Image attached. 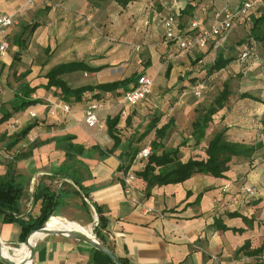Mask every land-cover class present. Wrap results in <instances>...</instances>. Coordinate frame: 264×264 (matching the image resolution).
I'll return each instance as SVG.
<instances>
[{"label": "crops", "instance_id": "0c3cea01", "mask_svg": "<svg viewBox=\"0 0 264 264\" xmlns=\"http://www.w3.org/2000/svg\"><path fill=\"white\" fill-rule=\"evenodd\" d=\"M241 2L132 0L122 6L116 0H36L34 6L28 7L26 0H0V13L17 17L7 31L8 53L0 57V106L5 103L10 108L14 97L8 83L14 87L19 84L11 78V65L19 51L21 61L17 68L19 72H29L25 81L37 88L33 97L41 99L0 124V179L9 177L12 164L11 176L24 186L21 215L28 218L40 213L42 200H35L34 194L39 186H47L60 194L52 217L60 219L69 230L85 233L92 230L95 234L99 227L94 224L97 217L107 246L127 264L263 262L264 250L250 253L264 244V77L258 74L263 69L259 68L262 66L259 60L237 59L239 42L248 29L236 27L225 47L218 51L212 48V40L207 47L192 53L181 49L178 42L165 41L164 17L170 9L180 11L179 26L188 30L193 21L200 28L209 27L216 13L224 8L235 10ZM188 4L192 9L185 13ZM30 31L29 38L23 41ZM24 42L26 47L21 50ZM219 53L236 59L210 74ZM70 63L87 67L61 75L73 88L111 83L137 73L153 79L152 93L139 104L128 106L122 90H96L70 103L71 111L63 113L57 108L64 101L58 96L59 89L46 88L47 73ZM207 74L209 79L200 82ZM234 78L239 87H233L229 102L213 116L205 137L197 143L193 137L194 121L210 106L225 82L233 85ZM198 83L204 91L200 97L192 88ZM243 92L262 102L240 98ZM90 96L93 101L105 103L97 110L98 122L94 126L86 122ZM55 109L59 112L53 113ZM124 110L126 117L121 116ZM117 115L122 142L109 153L115 140L109 133L107 120ZM156 116L161 118L159 127L172 123L164 139L166 149L179 147L183 161L206 157L208 142L224 128L230 140L261 142L263 146L251 161L234 157L224 177L197 173L181 183L155 186L150 194L146 182L137 177L133 187L136 204L124 192L119 167L122 160H129L123 151L129 150L131 140L133 147L151 145L155 131L143 143L137 141ZM32 123L36 126L29 135L9 148L15 134ZM65 146L70 148V155ZM80 146L84 150L78 154ZM145 163V159L136 161L131 167L136 172ZM245 184L255 185L257 194H244ZM236 211L253 219V226L248 227L240 216L227 214ZM217 217L230 229L219 230L214 224ZM57 223L55 219L49 228L59 229ZM234 227L244 231L236 232L231 229ZM22 231L19 222L0 221V239L4 247L22 257L17 262L112 264L88 243L58 234H42L37 238L34 255L28 261L29 250L21 241ZM246 241L250 247L240 250ZM0 264L8 263L0 258Z\"/></svg>", "mask_w": 264, "mask_h": 264}, {"label": "trees", "instance_id": "16d2710c", "mask_svg": "<svg viewBox=\"0 0 264 264\" xmlns=\"http://www.w3.org/2000/svg\"><path fill=\"white\" fill-rule=\"evenodd\" d=\"M116 1H118L122 6H126L132 0ZM244 1L247 0H242L240 6L243 4ZM191 9L192 6L188 4L187 8L183 12L189 13ZM175 13L176 31L179 34L184 35L188 32H197L202 29L200 27L192 29V26H190L191 28L188 30L181 29V27L179 26L180 11H176ZM248 17L249 20L247 22H244L239 25L245 26L248 29V34L244 39L240 40L239 42L240 53L237 59H241L242 53L245 51H250V49L252 48L253 52L257 53L258 59H251V61H257L260 59L261 50L264 51V0L260 3L253 5V7L250 8ZM236 27H234L233 30ZM31 33L32 31H30L28 35H26V38L23 41L28 39ZM227 41L228 39L226 40L224 46L219 49H215L214 41H212V48L215 51H218L225 47ZM25 47L26 43L24 42L21 45V50ZM193 51L189 53H192ZM20 55L21 51H19V54L15 57V62L11 65L13 67L11 72V78L13 79V81L17 83L19 82V84L17 87H14L13 84L8 81L9 86L14 90V97L10 101V108H8L5 103L1 104L0 124L9 120L15 113L21 112L26 108L30 107L31 105H35L41 102V99L33 97V94L36 92L37 88L32 87L27 81H25V78L27 77L29 72L27 70L19 72V69L17 68V65L21 61ZM234 59H236V56L225 57L223 53H219L209 70L210 74L214 71H218L225 68ZM77 68L87 69V67L81 63L62 64L54 67L47 73L49 81L46 85V88L50 89L53 86L58 88V96L62 100L70 104L75 101H80L85 94L93 93V91L96 90L110 92L122 90L124 94L125 92L133 89L137 85L139 77L142 76L141 74L135 73L123 80L114 81L111 83H104L95 86L85 85L73 88L67 84V82L61 77V75L63 74V72L75 70ZM210 74H207L206 77H204L200 82H204L206 79L208 80ZM232 94L233 90L229 82H225L223 85V89L216 95L210 106L207 109H204L202 113L198 114L196 120L193 123V137L196 139L197 143L205 137L206 130L210 122L213 120V116L227 105ZM87 98L91 99L89 102L93 101L92 96ZM240 98H252L254 100L262 102L260 98L248 92L241 93ZM160 120L161 118L158 116L153 118L146 126L145 131L140 135V137H138L137 141L138 143H143V140L151 132L155 131V138L150 143L151 155L147 159H145L146 163L144 167L135 172L138 178H141L143 181L146 182L147 194H150L151 189L155 186L181 183L197 173L210 174L215 177H224L225 173L230 169V162L233 160L234 157L251 161L253 160L255 153L263 146V143L261 142L255 144H247L244 142L230 140L226 135L227 128H224L222 130H219L208 142V145L205 150L206 157L189 158L188 160L183 161L180 157L179 147L170 150L166 149V142L164 141V139L166 138L167 132L171 128L172 123L168 122L163 126L159 127L158 124ZM119 121L120 115H117L113 118H109L107 120L109 133L115 140L113 148L108 151L109 153L114 152L121 145L122 142V137L120 136L117 129ZM35 126L36 123H32L23 127L19 132L15 134L14 140L8 145V147L10 148L22 139L26 138L29 133L35 128ZM69 138L70 137H67L66 139ZM133 142L134 140H131L128 143L129 150L123 151V154H126L129 160H122V163L119 167L120 172L121 170L130 168L137 153L142 148H144V145H138L136 147H133ZM65 149L67 151V154L70 155V148L68 146H65ZM77 150L78 154H81L84 149L82 146H80ZM11 171L12 164L9 166V177L0 179V221L4 223L19 222L22 225L23 229V237L21 241L25 242L26 238L31 232L41 228L54 215V212L60 202V194L56 191H53L47 186H39L34 194V199L42 200V207L40 213L35 217L30 216L28 218H24L21 215V196L23 193L24 186L22 182L16 181L15 178L11 176ZM76 183L80 188H82V185L78 181ZM227 214L230 217L240 216L243 218L244 222L248 227L253 226V219H249L248 217L237 211L228 212ZM214 224L219 230L230 229V227L223 223V219L221 217L215 218ZM100 226L101 220L99 222V227L96 228L97 237L101 239L106 245H108L105 241L104 235L100 233ZM231 229L236 232L244 231V228L234 227ZM35 234L36 233H34L30 237V243H32ZM25 244L28 245L27 243ZM249 247L250 242L246 241L245 244L240 248V250H246ZM263 250L264 244L257 249L251 250L250 253L258 254ZM96 252L103 256L108 262L116 264L101 251L97 250ZM123 261L125 262V264H127L125 260ZM259 264H264V261Z\"/></svg>", "mask_w": 264, "mask_h": 264}, {"label": "built area", "instance_id": "2783aa9c", "mask_svg": "<svg viewBox=\"0 0 264 264\" xmlns=\"http://www.w3.org/2000/svg\"><path fill=\"white\" fill-rule=\"evenodd\" d=\"M262 1L263 0H247L235 10L224 8L221 12L216 13L214 21L209 27L202 28L197 32H188L184 35H181L176 31V11L170 9L169 13L164 17L165 41L178 42L181 49L191 52L197 48L207 47L209 42L212 40L214 41L215 49H219L224 46L226 40L228 39V35L234 27L249 20L248 14L250 8ZM35 3L36 0H26V6L28 7L34 6ZM16 22L17 17L15 14L4 12L0 13V57H5L8 53L10 41L7 36V31ZM191 26L192 29H195L200 25L197 21H193ZM250 51L243 52L241 60L248 61L250 59H258L257 53H254L252 48ZM153 84V79L146 75H142L139 77L137 85L133 89L124 93V103L128 106H135L139 104L152 93ZM193 90L198 97L202 96L204 93L199 84L193 86ZM104 105L105 103L100 101H91L88 103L86 108V122L89 126H94L98 122L97 110L102 108ZM57 108L63 113H69L71 111V105L64 101H60L57 104ZM57 112L59 111L55 109L53 113ZM32 115L35 114L32 113ZM121 116L126 117L127 111H122ZM150 155L151 146H145L137 153L133 163L147 159ZM121 176L125 194L127 197H130L134 203L138 204L137 200L133 196V187L137 178L135 171L132 167L121 170ZM242 191L248 196H255L258 192V188L255 185L245 184L243 185ZM94 224L95 226H98L99 224L97 217Z\"/></svg>", "mask_w": 264, "mask_h": 264}, {"label": "water", "instance_id": "95a60500", "mask_svg": "<svg viewBox=\"0 0 264 264\" xmlns=\"http://www.w3.org/2000/svg\"><path fill=\"white\" fill-rule=\"evenodd\" d=\"M48 224H49V221L46 222L38 230L31 232L28 235V237L26 238L25 243L28 244V247L30 249V255H29L30 259L34 255L35 248H34V245L29 242V239L34 233L40 232L42 234L63 235V236L71 237L73 239H77L79 241H83V242L88 243L89 245L93 246L97 250L101 251L103 254H105L107 257H109L116 264H125V262L122 260V258L119 257L118 255H116L111 248H109L101 239H99L97 237L96 234L93 233L92 230L90 233H85L84 231L77 230V229H74V230H67V229H60V228L59 229H52V228L48 227ZM3 248H4V243L0 239V258L3 261H5L6 263H8V264H25L26 263L24 261L17 262L15 259L5 256L3 253Z\"/></svg>", "mask_w": 264, "mask_h": 264}, {"label": "bare ground", "instance_id": "6f19581e", "mask_svg": "<svg viewBox=\"0 0 264 264\" xmlns=\"http://www.w3.org/2000/svg\"><path fill=\"white\" fill-rule=\"evenodd\" d=\"M55 219H56L57 222H58V223H57V228H60V229H67V230H69L68 228H66V224H63V223L61 222V220L58 219L57 217H52V218L50 219V222H49V224H48V227H50V225H51L52 223H55ZM41 235H42V233H40V232H36V234L34 235V238H33V241H32L31 244L34 245V243H35V241L37 240V238H39ZM25 247L28 248V250H29V255H30V249H29L28 245H26ZM3 253L5 254V256H7V257H11V258L15 259L16 261L19 260V258H22L20 255H16L15 253H12V252L9 250L8 247H4V248H3ZM29 260H30V257L28 256V261H29Z\"/></svg>", "mask_w": 264, "mask_h": 264}, {"label": "rangeland", "instance_id": "374dc122", "mask_svg": "<svg viewBox=\"0 0 264 264\" xmlns=\"http://www.w3.org/2000/svg\"><path fill=\"white\" fill-rule=\"evenodd\" d=\"M258 62H260L261 64H262V66H259V68H261L262 67V71L260 72V73H258L259 74V76H261V77H264V51L263 50H261V53H260V59H259V61ZM236 79L234 78L233 79V81H232V89H233V87L234 88H238L239 86L236 84ZM49 222H50V220H49ZM93 233H94V231H93ZM95 234V233H94ZM25 243V242H24ZM15 247H19V246H15ZM12 252V251H11Z\"/></svg>", "mask_w": 264, "mask_h": 264}]
</instances>
